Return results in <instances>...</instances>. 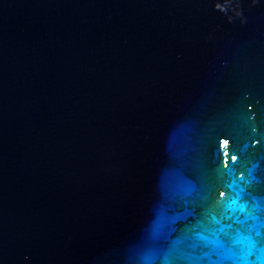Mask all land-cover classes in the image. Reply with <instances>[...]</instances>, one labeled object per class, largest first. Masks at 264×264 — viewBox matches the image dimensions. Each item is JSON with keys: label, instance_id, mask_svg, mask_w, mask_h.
I'll use <instances>...</instances> for the list:
<instances>
[{"label": "water", "instance_id": "1", "mask_svg": "<svg viewBox=\"0 0 264 264\" xmlns=\"http://www.w3.org/2000/svg\"><path fill=\"white\" fill-rule=\"evenodd\" d=\"M239 256L264 264V0H0V264Z\"/></svg>", "mask_w": 264, "mask_h": 264}, {"label": "snow or ice", "instance_id": "2", "mask_svg": "<svg viewBox=\"0 0 264 264\" xmlns=\"http://www.w3.org/2000/svg\"><path fill=\"white\" fill-rule=\"evenodd\" d=\"M226 143V142H225ZM233 160L236 159L235 156L232 157ZM227 167V165H225ZM221 197L225 195L224 192L220 193ZM233 203L235 201H232ZM243 210V209H242ZM167 210L161 205L158 215L163 218L166 216ZM202 226V222H197L196 225H192L188 228V231L192 233L193 244L192 247L198 246L196 241H202L205 246L211 245L213 251L217 254L224 252L225 250L231 251L236 247L242 251L245 247L248 249L254 248L256 246L257 241L251 235L250 231H245L244 229H237L234 233H225L224 237L221 238L219 236V232L223 231L222 229H210L212 235L211 237L203 235L202 232L197 229ZM164 235L163 225L161 223H157L150 231L148 239L150 241H155L160 239ZM175 251V249H172ZM233 264H243V257H233ZM140 264H153V261L149 258L143 259ZM164 264H177L176 261L172 259L166 258ZM188 264H196L195 261L189 260Z\"/></svg>", "mask_w": 264, "mask_h": 264}]
</instances>
